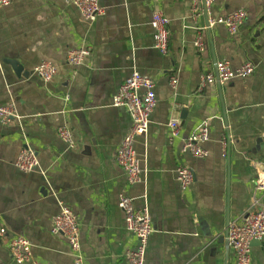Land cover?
<instances>
[{"label": "crops", "instance_id": "crops-1", "mask_svg": "<svg viewBox=\"0 0 264 264\" xmlns=\"http://www.w3.org/2000/svg\"><path fill=\"white\" fill-rule=\"evenodd\" d=\"M99 3L106 14L95 22L63 0H11L0 9V106L13 104L17 115L0 123V223L8 237L32 243L29 264H74L66 239L51 232L63 202L77 216L85 264H129L136 240L119 208L126 194L136 209L150 211L146 264H235L227 222L251 210L255 166L264 168V0H217L215 18L247 13L236 36L209 27L205 13L195 18L191 0ZM155 12L169 20L166 56L154 48ZM203 28L200 53L194 43ZM82 47L91 54L69 66L68 53ZM220 61L234 69L250 62L255 72L199 92L201 77ZM43 62L57 68L50 83L33 74ZM133 71L155 81L158 105L148 133L135 140L142 180L129 186L116 155L133 124L113 98ZM172 118L181 135L170 142ZM203 122L211 130L207 158L182 157L184 140ZM61 127L70 129L75 148L59 138ZM27 147L40 168L22 173L15 162ZM181 162L195 175L186 191L176 176ZM0 264H16L7 239H0ZM252 264H264V241L252 245Z\"/></svg>", "mask_w": 264, "mask_h": 264}, {"label": "built area", "instance_id": "built-area-1", "mask_svg": "<svg viewBox=\"0 0 264 264\" xmlns=\"http://www.w3.org/2000/svg\"><path fill=\"white\" fill-rule=\"evenodd\" d=\"M63 2L73 5L88 22H95L106 14L99 0H63ZM216 2L217 0H204V9H201L200 0H191L194 17H201L205 13L209 27L224 26L229 34L236 36L247 19V13L236 11L226 17L215 18L212 16V8ZM10 4L11 0H0V9ZM151 27L154 31V48L161 55L166 56L170 50L169 20L161 12H155ZM204 30L205 28L201 30L194 43L200 53H203L206 48L202 34ZM90 54V47L71 50L67 56V63L71 67H79ZM254 72L255 67L250 62L236 69L232 68L228 61L217 62L212 72L201 77L199 92H203L208 86L214 84H227L233 80L247 79ZM33 74L45 83H50L57 76V68L49 62H43L34 69ZM171 85L173 88L176 87V78L171 80ZM66 100L69 101V98ZM157 105L155 81L138 71L132 72L113 98V106L126 109L133 124L116 155L117 163L123 169L129 186H134L142 180L143 170L141 160L135 150V140L148 133L151 117ZM14 118H17V115L13 104L0 106L1 124L7 125ZM168 130L170 142L177 140L181 135L180 120L172 118L168 124ZM57 134L68 148H75V140L69 128L61 127ZM210 134L209 122L201 123L195 132L184 140L180 155L182 157L189 155L195 159L207 158L208 152L204 145L209 142ZM223 143L225 147L226 141L224 140ZM15 167L22 173L38 170L40 162L37 152L29 147L21 150ZM255 169L257 175L253 206L240 220L232 222L229 227L228 243L234 254L235 264H252V244L264 241V168L260 169L255 166ZM176 176L183 191L188 190L195 181L194 172L182 162L176 170ZM58 205L60 210L54 217L51 232L53 235H60L66 239L74 264H85L77 216L63 202H59ZM119 208L124 214L127 231L136 240L135 247L127 251L126 259L129 264H146L149 239L154 232L149 208L136 209L134 199L126 194L120 195ZM0 239L8 240L9 252L16 264L33 263V245L29 240L21 236L8 237V232L1 223Z\"/></svg>", "mask_w": 264, "mask_h": 264}, {"label": "water", "instance_id": "water-1", "mask_svg": "<svg viewBox=\"0 0 264 264\" xmlns=\"http://www.w3.org/2000/svg\"><path fill=\"white\" fill-rule=\"evenodd\" d=\"M15 65H17V64L14 63V66H15ZM17 66H18V65H17ZM16 71H17L18 75H21V73H22V68H21V67L16 68ZM229 227H230V221L227 222V228H226V237H227V238H228V234H229ZM255 243H257V242H254L252 245H254ZM258 243H261V242H258Z\"/></svg>", "mask_w": 264, "mask_h": 264}]
</instances>
